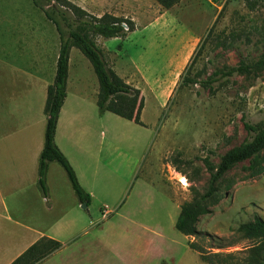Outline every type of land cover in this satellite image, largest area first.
Masks as SVG:
<instances>
[{"label": "rangeland", "instance_id": "374dc122", "mask_svg": "<svg viewBox=\"0 0 264 264\" xmlns=\"http://www.w3.org/2000/svg\"><path fill=\"white\" fill-rule=\"evenodd\" d=\"M26 1L28 6L32 3ZM71 1L92 15L102 16L112 10V15L132 20L125 18L123 8L119 10L120 4H113V0ZM138 2L135 24L151 26L150 33L143 38L139 34L124 39L98 38L97 43L109 67L141 90L145 108L144 126H140L149 146L141 167L122 187L126 191L121 207L112 204L116 197L106 189L109 181L103 183L98 190L103 199L92 200L85 209L89 238L70 250L64 262L206 264L189 247L190 242L207 252L240 253L253 243L237 233L238 227L256 218L264 220V174L251 177L248 161L236 165L220 180L221 202L200 218V237H186L175 225L182 205L192 201L196 193L207 191V161L218 165L223 155L249 138L245 122H264V71L256 79L236 75L210 80L215 73L264 54V3L251 8L248 0H183L166 12L155 0ZM30 15L53 47L55 25L36 6ZM211 31L213 35L206 41ZM217 35L222 36L223 44L216 42ZM57 40L60 47L59 34ZM75 53L84 57L80 50ZM83 59L79 67L87 77V69L90 71L89 88L96 81L99 90L92 64ZM182 75L197 78L199 83L185 85ZM112 116L121 121L115 123L116 141L127 150L133 141L129 139L130 128L138 124L129 128L126 120ZM101 130L98 127V143ZM4 144L0 136V161ZM103 204L113 213L108 208L101 210Z\"/></svg>", "mask_w": 264, "mask_h": 264}, {"label": "crops", "instance_id": "0c3cea01", "mask_svg": "<svg viewBox=\"0 0 264 264\" xmlns=\"http://www.w3.org/2000/svg\"><path fill=\"white\" fill-rule=\"evenodd\" d=\"M113 4H120L119 10L123 8L125 18L136 22L138 0H113ZM34 8L33 0L29 6L26 0H0V136L5 141L0 161V264H12L45 237L60 242L63 247L39 264H71L74 261L64 260L70 250L87 242L90 222L67 173L54 162L47 173L48 199L38 186L47 123L45 106L48 88L56 78L60 47L56 27L53 47L48 38L42 37L40 25L29 16ZM107 12L104 15L114 13ZM135 25L136 30L129 34L143 38L151 31V26ZM75 50L78 49L73 48L70 54L67 97L57 123L55 142L73 167L81 186L91 195V201L103 199L99 198L98 190L109 181L106 189L113 191L116 197L112 204L121 207L126 191L122 187L141 167L149 146L148 136L143 133V127L124 119L129 128L133 123L137 127L130 128L129 139L133 141L129 149L120 146L114 127L121 121L111 112L99 113L96 81L93 88H89L90 71L87 69V77L85 70L79 67L85 56L82 58ZM98 127L106 131L101 130L99 143ZM104 208L113 213L103 204L101 210Z\"/></svg>", "mask_w": 264, "mask_h": 264}, {"label": "trees", "instance_id": "16d2710c", "mask_svg": "<svg viewBox=\"0 0 264 264\" xmlns=\"http://www.w3.org/2000/svg\"><path fill=\"white\" fill-rule=\"evenodd\" d=\"M163 9L171 10L183 0H155ZM249 6L264 3V0H248ZM36 7L40 8L45 17L55 25L60 36V50L57 63L55 81L48 88L45 106L47 123L45 129L44 148L39 160L38 186L43 196L48 199L47 173L51 163H58L67 173L72 188L81 204L91 203V195L79 183L77 175L68 159L61 152L55 142L57 123L62 106L67 97V82L69 77L70 54L73 48L90 61L99 81L98 108L102 115L111 112L123 119L133 121L144 126L142 113L145 100L141 90L125 82L105 61L102 48L98 45V38H126L136 30L133 21L122 19L111 14L101 17L94 16L76 5L71 0H33ZM74 16V20L71 16ZM126 24L127 28L124 27ZM212 31L206 41L212 37ZM215 40L223 44L222 36L217 35ZM203 47V46H202ZM201 47V48H202ZM264 71V54L259 59L251 61L245 59L237 66L229 67L226 71L215 73L210 80L217 82L220 77L246 76L256 79ZM185 85L198 84L197 78L182 75ZM205 82L204 85H207ZM249 134L242 144L234 147L221 157L218 165L207 161L210 173L208 189L203 195L196 193L192 201L182 205L176 221V229L186 237L198 238L201 233L197 224L202 216L212 213V207L221 202L219 182L222 177L236 165L249 162L248 170L251 177L264 174V122L256 125L245 122ZM237 233L253 244L240 253H212L207 252L195 242H190L189 247L197 252L200 259L206 264H264V220L256 218L248 223L241 224ZM63 245L50 238H42L19 256L12 264H39L59 251ZM243 254L239 257L237 254Z\"/></svg>", "mask_w": 264, "mask_h": 264}, {"label": "water", "instance_id": "95a60500", "mask_svg": "<svg viewBox=\"0 0 264 264\" xmlns=\"http://www.w3.org/2000/svg\"><path fill=\"white\" fill-rule=\"evenodd\" d=\"M88 207V204L87 203H84L83 204V209H86Z\"/></svg>", "mask_w": 264, "mask_h": 264}, {"label": "built area", "instance_id": "2783aa9c", "mask_svg": "<svg viewBox=\"0 0 264 264\" xmlns=\"http://www.w3.org/2000/svg\"><path fill=\"white\" fill-rule=\"evenodd\" d=\"M124 27H127L126 24H124ZM104 216H106V215H104Z\"/></svg>", "mask_w": 264, "mask_h": 264}, {"label": "bare ground", "instance_id": "6f19581e", "mask_svg": "<svg viewBox=\"0 0 264 264\" xmlns=\"http://www.w3.org/2000/svg\"><path fill=\"white\" fill-rule=\"evenodd\" d=\"M184 182H185V180H184ZM184 185H186V182L184 183Z\"/></svg>", "mask_w": 264, "mask_h": 264}]
</instances>
